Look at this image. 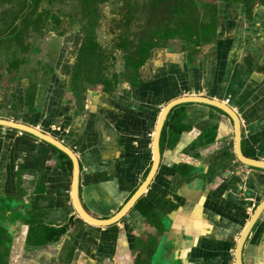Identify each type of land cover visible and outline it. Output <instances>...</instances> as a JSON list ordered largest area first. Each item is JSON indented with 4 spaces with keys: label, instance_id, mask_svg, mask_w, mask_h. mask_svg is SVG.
I'll list each match as a JSON object with an SVG mask.
<instances>
[{
    "label": "crops",
    "instance_id": "crops-1",
    "mask_svg": "<svg viewBox=\"0 0 264 264\" xmlns=\"http://www.w3.org/2000/svg\"><path fill=\"white\" fill-rule=\"evenodd\" d=\"M216 2L213 37L154 46L129 82L95 83L82 104L76 91L67 93L66 71L49 75L43 92L40 82L29 86V75L12 82L8 65L0 71V118L39 128L74 151L78 197L89 214L113 215L142 183L160 111L180 96L227 103L240 118L243 154L264 160V0ZM71 46L64 40L62 49ZM177 106L164 121L146 190L108 226L75 212L66 158L0 126V264H235L237 240L264 196V170L237 160L233 124L221 110ZM241 260L264 264V210Z\"/></svg>",
    "mask_w": 264,
    "mask_h": 264
},
{
    "label": "rangeland",
    "instance_id": "rangeland-1",
    "mask_svg": "<svg viewBox=\"0 0 264 264\" xmlns=\"http://www.w3.org/2000/svg\"><path fill=\"white\" fill-rule=\"evenodd\" d=\"M174 4V0L168 4L165 0H0V71H6L12 82L29 75V86L40 82L41 92L49 75L66 71L72 75L67 93L76 91L72 98L82 104L86 89H95V83L113 74L130 81L134 70L125 64L126 58H136L138 46L161 24L175 26L176 14L167 8ZM218 5L216 0H188L184 14L194 26H202L203 16ZM125 35L129 36L126 46L118 48L120 36ZM153 37L161 45L173 40L180 48L194 45L177 35L158 38L154 33ZM64 40L72 44L69 49H62ZM14 59L24 60L17 67L10 66ZM7 65L9 70H5Z\"/></svg>",
    "mask_w": 264,
    "mask_h": 264
},
{
    "label": "water",
    "instance_id": "water-1",
    "mask_svg": "<svg viewBox=\"0 0 264 264\" xmlns=\"http://www.w3.org/2000/svg\"><path fill=\"white\" fill-rule=\"evenodd\" d=\"M184 103H201L221 110L232 121L233 124L234 152L237 160L246 166L264 170V160L255 157H249L243 154L240 146V141H241L240 118L238 114L227 103L215 98H210L208 96L197 95V94L180 96L168 101L160 111L152 137L151 165L144 180L138 186V188L131 194V196L126 200V202L120 207V209L107 218H97L89 214L81 205L78 197L79 162L74 151L69 146L65 145L63 142H61L59 139L55 138L51 134L24 122L0 118V126L13 128L31 134L32 136L46 142L47 144L63 152L71 161V200L75 212L78 214L79 217H81L84 221H86L89 224L96 226H108L121 220L123 216H125V214L134 205L136 200L146 190L159 164L160 135L166 116L173 107ZM263 210H264V196L255 206L251 216L248 218L237 240L235 246V253H234L235 264H242L241 252H242L243 244L247 238L249 231L251 230L252 226L254 225L260 214L263 212Z\"/></svg>",
    "mask_w": 264,
    "mask_h": 264
},
{
    "label": "trees",
    "instance_id": "trees-1",
    "mask_svg": "<svg viewBox=\"0 0 264 264\" xmlns=\"http://www.w3.org/2000/svg\"><path fill=\"white\" fill-rule=\"evenodd\" d=\"M167 4L169 3V0H165ZM175 4L172 6H168L167 8L172 11L173 13L176 14L174 17V24L175 26L170 28L169 26H166V23L161 24L163 26H160V28L157 31H152L149 35V39L146 40L145 43L141 44L138 46L137 52L138 54L136 55V58H126L127 60L125 61V64L127 66H131L132 70L136 72L140 65L146 60V58L149 55L150 50L158 45L157 41H154V33H157L158 38H168L173 35H177L179 38H182L184 40L189 39L194 45H199L200 42L204 39H208L211 36L213 37L216 33V28H217V8L214 6L211 10H209L206 14L207 17L203 16L202 20L206 21L202 26H194L193 25V20L188 18L184 13H185V8L184 6L188 2V0H174ZM218 1V0H217ZM207 19V20H206ZM25 21V20H24ZM203 21V22H204ZM127 22V21H126ZM129 38V36H120L119 42L117 43L118 48H124L126 46L125 41ZM90 42V41H89ZM24 59H14L11 61L10 65L17 67V65L20 63V61H23ZM132 63V64H131ZM112 79L117 80V74H114L112 76ZM105 81V80H104ZM103 81V82H104ZM178 106L173 107L170 112L175 109ZM163 132V131H162ZM61 156L66 158V162L69 167H71V161L70 159L61 151L58 149L54 148ZM63 229H59L58 232H53L50 231V236L52 239L55 238L57 233L59 234ZM52 234V235H51Z\"/></svg>",
    "mask_w": 264,
    "mask_h": 264
},
{
    "label": "flooded vegetation",
    "instance_id": "flooded-vegetation-1",
    "mask_svg": "<svg viewBox=\"0 0 264 264\" xmlns=\"http://www.w3.org/2000/svg\"><path fill=\"white\" fill-rule=\"evenodd\" d=\"M126 24V23H125Z\"/></svg>",
    "mask_w": 264,
    "mask_h": 264
}]
</instances>
